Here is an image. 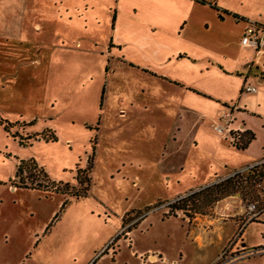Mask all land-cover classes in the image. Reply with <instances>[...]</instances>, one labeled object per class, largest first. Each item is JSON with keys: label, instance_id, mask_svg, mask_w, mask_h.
Instances as JSON below:
<instances>
[{"label": "crops", "instance_id": "1", "mask_svg": "<svg viewBox=\"0 0 264 264\" xmlns=\"http://www.w3.org/2000/svg\"><path fill=\"white\" fill-rule=\"evenodd\" d=\"M110 1L0 0V94L10 98L16 95L27 100L38 97L46 73L47 76L52 75L55 58L65 59L72 53L78 56L88 54L102 60L106 57L108 65L110 61H116L119 66H127L135 72L133 74L143 77V82L137 86L140 95L136 97L133 94L131 99L135 118L141 116L154 122H183L194 116L210 123L216 131L215 126L222 122L223 115L231 105H235L233 115L236 125L245 131L240 145L244 148L234 147L222 136L223 142L235 152L236 157L232 160L220 158L217 164L214 158L208 168L194 172L193 181L186 182L183 190L157 199L155 205L151 202L141 207L133 206L120 214L108 212L101 203H92L93 196L89 192L87 196L75 199L69 194L15 186L12 182L17 180L18 165L21 161L32 159L21 158L15 174L0 178V264L22 263L34 244L37 245V252L32 257L34 261L40 256L49 259L47 252L51 248L53 262L48 264H82L83 255L89 256L87 264H93L96 250H104L126 222L132 220L134 226H130L126 233L129 238L117 241L118 250L114 254H103L100 257L102 264H143L142 257L145 255L160 257L147 264H190L184 247L179 248L176 254L169 252L164 245V237L155 232L156 224L170 220H181L187 224L189 233L186 241L200 253H205L215 244L218 248L220 246L216 254H207L200 259L204 264H215L235 233L232 232L221 246L218 242L222 239L223 228L208 226L190 229V219L181 211L176 216L170 215L172 212L167 203L264 161V47L242 44L250 26L255 27L259 37H264V0H214L223 13L196 0ZM108 11H113L112 40L109 47L101 46L99 51V42L91 28L99 25L100 19H107ZM39 15L43 16L41 20L37 19ZM50 28L54 31L53 39L59 35L62 45L53 46L46 42L49 38L43 32ZM61 28L65 30L62 35L58 33ZM77 30L82 35L79 40H74L72 34ZM30 31L37 35H32ZM83 39L90 44H83ZM75 41V48H72L69 43ZM102 64L105 62L102 61ZM23 71V76L33 80L34 93L31 96L23 88L24 84H19ZM107 74L102 81V106L107 90ZM39 81L42 82L38 85ZM245 87H255L256 92H244ZM159 88L164 90V96L170 95L168 99L158 101L155 95ZM190 92L202 101L189 96ZM180 93L184 94L183 99L179 97ZM120 110L125 111L123 108ZM119 116L126 119L129 113H120ZM33 119L30 118L26 124ZM41 132L43 129L35 133L38 135ZM248 134L254 139L248 141ZM185 136L181 130L170 134L174 144L172 154L177 155L187 149ZM199 137H194L191 143L194 147L203 143ZM93 171L94 165L89 173L90 180ZM168 175L166 173L165 177ZM168 179L172 180V177L168 176ZM175 181L179 186L183 182L180 178ZM140 183L136 181L135 185ZM70 185L76 186L78 181ZM30 198L32 202H29ZM198 217L203 216L199 214ZM230 223L237 230V220H230ZM252 226L255 225H248L242 236L241 243L247 248L259 245V234L264 232V225H261L257 240L249 242ZM109 227L110 234L107 233ZM137 234L149 237L150 244L135 242ZM94 235L99 241L95 251H91L89 239ZM215 236H219L218 241ZM124 247L129 250L131 259H122Z\"/></svg>", "mask_w": 264, "mask_h": 264}, {"label": "rangeland", "instance_id": "2", "mask_svg": "<svg viewBox=\"0 0 264 264\" xmlns=\"http://www.w3.org/2000/svg\"><path fill=\"white\" fill-rule=\"evenodd\" d=\"M106 15L107 19H100L101 23L91 28L99 42L97 47L99 51L101 46L109 47L112 40L113 11H108ZM42 18V15L37 16L38 20ZM61 29L58 32L60 35L65 31L64 28ZM30 33L37 35L31 31ZM44 33L45 37L49 38V41H46L48 44L53 46L63 44L59 35L54 36L53 39L52 28L45 29ZM81 35L82 32L77 30L73 32L72 38L79 40ZM81 42L86 46L90 44L85 39ZM69 44L75 48L76 41ZM85 45L84 48H86ZM102 61L105 62L104 65ZM109 65L106 57L102 60L88 54L78 56L77 53H72L65 59H53L52 75L47 76L46 73L45 80L37 83L38 85L41 84L40 82L43 83L38 97L32 99L29 97L30 99L27 100L16 95L10 98L5 94H0V178H9L15 174L19 159L32 158L43 168L51 181L62 182L58 185L61 190L69 189L68 192H70L71 188H66L64 184L76 182L79 174H82L80 178L84 182L88 174L83 173L89 167V159L94 150V171L91 175L89 190V194L93 196L92 203L96 205L101 203L108 212L120 214L133 206L141 207L151 202L155 205L158 203L155 202L157 199L172 196L174 192L183 190L187 185L186 182L193 181L194 172L208 168L214 158V163L217 164L220 158L227 157L232 160L236 157L235 152L223 142L222 135L217 133L210 123L203 122L198 117L190 116L187 121L183 122H154L141 116L135 118L132 112L133 107L130 106L131 99L133 94L136 97L140 95L137 86L139 87L143 82V77L133 74L135 72L127 66L124 68L119 66L116 61H110ZM45 71H48V67ZM29 72L32 70L29 69ZM23 73L24 71L22 76ZM106 74L108 75L107 90L102 106L101 98L104 87L102 81ZM22 76L21 78L24 79L20 78L19 84L23 83V88L31 96L34 93L32 92L34 90L33 80L28 79L27 75ZM140 77L141 80H139ZM16 91L14 89V93ZM169 96V94L164 96V90L160 88L157 89L155 95L158 101H164ZM173 96L175 99V95ZM189 96L202 101L191 92ZM179 97L183 99L184 94L180 93ZM54 98L57 99L56 102L52 101ZM121 108L125 111H121ZM125 112H128L129 116L122 119L119 114ZM32 117L34 119L30 123H34L26 124ZM2 121L12 125L10 132L5 130L6 125ZM40 129H43L45 135H49L52 131L55 132L57 141L45 142L42 138L36 140L35 132ZM180 130L184 132V135L186 134L187 149L175 155V153L172 154L174 144L171 142L170 134H175ZM196 135L200 136V141L203 140L199 147L191 144ZM20 140L23 141V145L20 144ZM188 149L189 153H187ZM182 167L185 168L184 171L181 170ZM166 173L172 177V180L168 179V176L165 177ZM176 178L183 181L180 186L176 184ZM238 179L242 182V187L237 194L201 208L198 213L203 217L197 218L198 215L194 210L189 213L193 215L189 217L190 229L208 226L223 228L222 239L218 242L221 246L225 244L227 237L235 232L222 251V253L226 252V262L220 263L219 257L215 264H226L230 257L241 253L239 241H243L244 231L242 229L247 224V206L250 203L264 206L262 183L259 182L258 175L252 174L251 169H247L240 171ZM136 181L141 182L140 185H135ZM73 187H76L74 192L83 190L86 188V183ZM29 202H32L31 198ZM180 217H183V214H180ZM234 219L238 223L237 230L236 226L230 223V220ZM132 221L126 222L125 227L122 228L123 234L120 239L129 238L126 233L130 226H134ZM254 225L249 230V242L258 238L261 224L256 221ZM110 232L109 227L107 233L110 234ZM155 232L164 237L162 239L169 252L176 254L179 248L184 247L190 264H204L200 259L206 257L207 254L209 256L216 254L220 248L215 244L205 253H200L192 243L186 241L189 233L188 226L181 220L158 223L155 226ZM240 232L242 234H239ZM104 235L103 233L102 236ZM96 236L89 239L91 251H95V246L99 241ZM215 239L218 241L219 236H215ZM117 241L109 250L101 251L100 248L96 250L93 264L97 260L99 261L96 264H102L100 257L103 251L106 254L110 250H113V254L117 252ZM137 241L142 245H148L151 239L137 234L135 242ZM238 242L239 246L236 244ZM236 245L237 248H235ZM52 251L50 248L47 252L49 259L46 260L40 256L34 261L32 257L37 252V245L34 244L30 248L27 259L20 264L51 263L53 262ZM129 255V250L124 247L122 259H131ZM86 258L87 255H83L82 264H87L89 256ZM263 259L241 258L234 264H262Z\"/></svg>", "mask_w": 264, "mask_h": 264}, {"label": "trees", "instance_id": "3", "mask_svg": "<svg viewBox=\"0 0 264 264\" xmlns=\"http://www.w3.org/2000/svg\"><path fill=\"white\" fill-rule=\"evenodd\" d=\"M197 2L204 4V5H210L212 8L216 9L218 12L223 13L221 9L216 5L214 0H196ZM5 126V130L10 132V127L12 126L6 121H2ZM2 123V124H3ZM32 124V123H31ZM46 133L40 134L35 136L36 140L38 138H42L45 142H56L57 137L56 135L51 132L49 135H45ZM17 136V135H16ZM248 138L250 140L254 139L253 135L248 134ZM20 144L23 145V141L20 140ZM236 148H244L242 146L233 145ZM95 152L93 150V155L89 159V167L84 171L83 174H88L93 169V160H94ZM254 175H258L259 182H264V165L258 166L251 172ZM24 174H27L24 176ZM82 174L78 175L77 181L78 184H85L86 188L83 190H76V187H72L70 184H64L66 188H71L70 192H68L69 189L61 190L58 185H61L62 183H56L54 181H51L47 174L44 172L43 168L40 167L37 162L34 159H30L27 161H21L20 164L17 167L16 171V182H12L15 186L19 188H25V189H33V190H40V191H47V192H53V193H60V194H69L70 197H73L75 199H79L81 197L87 196L89 190H90V178L88 175H86L84 182L81 181ZM240 176V173L237 172L233 176L225 179L218 180L214 184L201 187L200 189L193 190L181 197H179L176 201L167 203V206L170 208V215L176 216L177 212L181 211L184 213L186 217H191L193 215H190L189 213L191 210L196 211V215H199L198 211L201 208L213 205L214 203H217L224 198L233 196L239 192V189L242 187V182L238 179ZM67 203V202H66ZM59 215H57L56 218H58ZM120 237L116 239L119 240Z\"/></svg>", "mask_w": 264, "mask_h": 264}, {"label": "built area", "instance_id": "4", "mask_svg": "<svg viewBox=\"0 0 264 264\" xmlns=\"http://www.w3.org/2000/svg\"><path fill=\"white\" fill-rule=\"evenodd\" d=\"M242 44L244 46L252 45L256 48H261V47H264V37H259V34L255 30V27L250 26L247 29L244 38L242 39ZM243 90H244V92H247V93L256 92L255 87H245ZM235 109H236V106L231 105L228 112L223 115L222 122L217 124L215 126V129L219 134L224 136V138L229 140L232 145L240 146L243 142L245 131L240 126L236 125V121H235V118L233 115V112L235 111ZM263 165H264V161L255 165V166L249 167L247 169H251V172H252L253 170H255L256 167H258V166L261 167ZM247 169H245V170H247ZM238 172L240 173V171H238ZM236 173L237 172H235V174ZM262 191H263V195H264V182L262 183ZM246 214H247V224L248 225L254 224V222H256V221L259 224L264 225V206L261 207L258 203H250L247 206ZM247 224L244 227V229H242L243 231L248 226ZM122 234L123 233L120 232L115 237V239L113 241H111L110 244L105 249L109 250L111 248L112 244L115 243L116 239L118 237H120ZM239 234H242V232H240ZM259 235H260L261 242L259 243V245L252 247V248H247L245 245H242L241 240H240L239 242L241 243V247H240L241 253L239 255H235V256L231 255L232 257H230L228 259L226 264H234L237 261H239V259H241V258L250 259V258H256V257L264 256V232H261ZM239 242L236 244L238 245ZM237 245L235 248H237ZM109 252L113 253V250H110ZM233 252H235V251H233ZM104 253H105V251H103V254ZM225 257H226V252L221 254L220 259H219L220 263L226 262ZM157 259L158 260L160 259V257L158 255H145L142 257L143 264H147V263H150L152 261H156Z\"/></svg>", "mask_w": 264, "mask_h": 264}]
</instances>
